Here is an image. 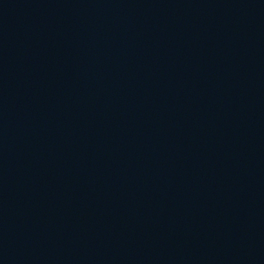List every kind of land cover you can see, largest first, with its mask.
<instances>
[{
	"label": "water",
	"instance_id": "water-1",
	"mask_svg": "<svg viewBox=\"0 0 264 264\" xmlns=\"http://www.w3.org/2000/svg\"><path fill=\"white\" fill-rule=\"evenodd\" d=\"M0 264H264V0H0Z\"/></svg>",
	"mask_w": 264,
	"mask_h": 264
}]
</instances>
